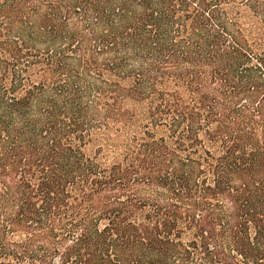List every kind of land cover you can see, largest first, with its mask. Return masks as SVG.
I'll return each instance as SVG.
<instances>
[{"label": "trees", "instance_id": "1", "mask_svg": "<svg viewBox=\"0 0 264 264\" xmlns=\"http://www.w3.org/2000/svg\"><path fill=\"white\" fill-rule=\"evenodd\" d=\"M0 264H264V0H0Z\"/></svg>", "mask_w": 264, "mask_h": 264}]
</instances>
